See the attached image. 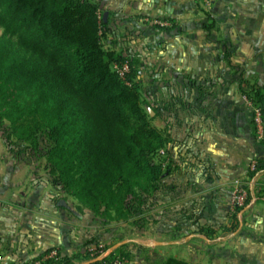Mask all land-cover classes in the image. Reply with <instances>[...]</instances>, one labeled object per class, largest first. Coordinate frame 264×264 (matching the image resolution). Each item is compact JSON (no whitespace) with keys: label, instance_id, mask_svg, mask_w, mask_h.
I'll use <instances>...</instances> for the list:
<instances>
[{"label":"trees","instance_id":"16d2710c","mask_svg":"<svg viewBox=\"0 0 264 264\" xmlns=\"http://www.w3.org/2000/svg\"><path fill=\"white\" fill-rule=\"evenodd\" d=\"M109 23L95 0H0L6 36L0 38V130L10 151L29 159L46 156L53 183L95 215L134 219L143 231L158 215L151 214L161 206L158 197L172 202L169 196L178 193L166 181L173 172L165 156L172 138L167 128L152 125L143 107L132 57L104 47ZM213 27V19L202 24L207 32ZM124 62L130 70L121 78L113 64ZM240 89L261 107L264 122V86L243 78ZM241 208L233 210L234 229ZM177 211L182 217L176 230L190 221L197 234L215 236L213 227L201 224L204 209ZM55 249L58 258L43 264H74L75 256ZM87 255L83 264H104L110 256ZM162 264L191 263L169 257Z\"/></svg>","mask_w":264,"mask_h":264},{"label":"crops","instance_id":"0c3cea01","mask_svg":"<svg viewBox=\"0 0 264 264\" xmlns=\"http://www.w3.org/2000/svg\"><path fill=\"white\" fill-rule=\"evenodd\" d=\"M186 6L185 0H131L125 12L131 13V31L140 38L149 15L183 14ZM211 12L213 29L205 38L201 26L191 29L199 37L188 46L177 38L176 54L169 59L175 68L161 73V128L172 138L165 155L173 165L169 178L180 175L176 190L195 194V189L199 195L192 202L213 213L209 221L215 236L225 234L218 241L223 264H264V139L253 127L255 106L240 89L243 78L264 86V0H213ZM253 160L259 163L254 173L249 169ZM237 180L249 183L250 198L234 229L230 203ZM12 186L0 183V264L29 263L53 247L68 253L63 248L70 238L50 221L41 222L35 212L11 215L15 208L6 192Z\"/></svg>","mask_w":264,"mask_h":264},{"label":"rangeland","instance_id":"374dc122","mask_svg":"<svg viewBox=\"0 0 264 264\" xmlns=\"http://www.w3.org/2000/svg\"><path fill=\"white\" fill-rule=\"evenodd\" d=\"M95 1L101 6V17L110 22L109 31L103 36L104 47L132 57L134 81L139 85L143 107L152 118V125L161 128L165 117L164 98L159 88L161 73L175 68L169 59L176 54V39L182 36L186 39L185 45L188 46L192 38L199 37V34L192 32L201 30L202 24L212 22L213 0H185L187 13L183 14L149 15L145 37L140 38L131 31V13L125 12L130 11L131 0ZM205 34H203L204 38L207 36L206 30ZM0 38H6L2 26H0ZM12 39L16 40L15 37ZM248 101L253 104L251 100ZM30 123L28 118L27 124ZM5 125L9 123L4 121ZM253 127L258 137L255 114ZM27 135L23 136L24 144L28 143L25 139ZM17 137L19 135L13 136V139L17 141ZM160 153L164 156V151ZM46 162V156L29 159L24 154L18 155L10 151V146L0 130V183L16 185L6 192L8 205L15 208V213L11 215L23 213L26 216L28 212H35L41 222L50 221L56 232L70 238L67 242L70 246L66 245L63 248L69 249L68 253L61 250L63 254L76 257L74 264H83L87 261L88 248L100 244L108 251L107 255L110 254L109 260L120 257V252L126 253L127 257L122 258L124 259L122 264H162L169 257L182 259L191 264H223V246L222 243L218 244V241H222L225 234L219 232L220 236L214 237L197 234V225L190 226V221L185 224L187 227L190 226L189 228L176 230L182 217L177 210L183 206L194 212L204 209L201 224L213 227L209 221L213 213H210L207 207L192 202L195 194L199 195L195 189H193L195 194L178 189L177 194L169 196L172 202H166L163 196H159L161 201L158 199V203H161V206L151 212V214L158 213L152 217L153 224L139 231L133 226L134 219L124 220L118 215L103 219L95 215L79 199L66 193L60 185L53 183V176L45 166ZM179 177L180 175L168 178V181L178 185ZM165 197L167 199L168 196ZM234 208L231 199L230 210ZM121 244L126 246L115 250L116 254H113L114 249ZM55 248L59 247L49 249ZM49 249L39 256L41 257Z\"/></svg>","mask_w":264,"mask_h":264},{"label":"built area","instance_id":"2783aa9c","mask_svg":"<svg viewBox=\"0 0 264 264\" xmlns=\"http://www.w3.org/2000/svg\"><path fill=\"white\" fill-rule=\"evenodd\" d=\"M113 69L121 76V78H126L127 73L130 70V67L128 62H124L122 64L114 63ZM255 121L259 133L258 137L259 139H264V122H263L261 107H257V106L255 107ZM249 169L251 172L258 171L259 169L258 161L256 160L251 161V163L249 164ZM249 191H250V185L247 181H243V180L235 181L234 188L232 191V197H231L233 207L244 205L249 198V193H250ZM88 252L91 257H95L97 259H103L108 254V251H106V249L103 248L101 244L88 248ZM57 258H58L57 249H51L49 252L44 253L40 258L31 261L29 264H43L48 260H55ZM123 260L124 259L117 257L112 260H107L104 264H122Z\"/></svg>","mask_w":264,"mask_h":264},{"label":"water","instance_id":"95a60500","mask_svg":"<svg viewBox=\"0 0 264 264\" xmlns=\"http://www.w3.org/2000/svg\"><path fill=\"white\" fill-rule=\"evenodd\" d=\"M62 203H63V201H62ZM61 204V203H60ZM95 260H97V259H95ZM94 261V260H93Z\"/></svg>","mask_w":264,"mask_h":264}]
</instances>
